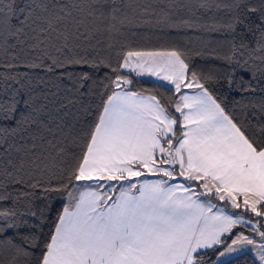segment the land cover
Instances as JSON below:
<instances>
[{
    "label": "snow or ice",
    "instance_id": "obj_1",
    "mask_svg": "<svg viewBox=\"0 0 264 264\" xmlns=\"http://www.w3.org/2000/svg\"><path fill=\"white\" fill-rule=\"evenodd\" d=\"M127 28L232 38L223 53L208 41L121 45L115 64L87 55ZM197 56L232 71L206 72ZM101 68L99 80L85 70ZM235 69L264 75V0H0V81L20 86L0 100L12 122L0 127V264H204L209 250L217 264L245 250L264 264V101L240 119L213 90H251ZM32 73L77 92L92 81V119L54 129L25 92ZM133 75L172 95L134 90Z\"/></svg>",
    "mask_w": 264,
    "mask_h": 264
},
{
    "label": "trees",
    "instance_id": "obj_2",
    "mask_svg": "<svg viewBox=\"0 0 264 264\" xmlns=\"http://www.w3.org/2000/svg\"><path fill=\"white\" fill-rule=\"evenodd\" d=\"M253 3L256 0H252ZM211 15V14H209ZM218 17L223 16V13H218ZM243 31V29H241ZM231 35L226 33H213L206 31H197L195 29H156V28H127L123 30V35H117L111 41L105 38L101 39V43L94 48L88 50L87 55L89 57H95L97 59H109L113 64L118 60L117 51L121 48V45H128L133 48L154 49L159 48L162 45H167L170 42H175L183 48H188L193 51L201 50L204 43L211 41L212 46L216 47L221 53L227 51V43L231 39ZM240 37L237 36V40ZM246 40H251V35L244 37ZM95 43V42H94ZM111 43L112 47H109ZM193 64L204 71H214L221 75L232 71V67L225 64L218 59H203L200 57L193 58ZM90 72L97 80L103 77L108 69L101 68L85 69ZM124 71V70H123ZM256 73L255 79L251 78L249 72H243L240 69H235L236 75L244 77L245 84L251 85V90L240 92L235 89H229L221 82L218 85L213 86L215 94L223 101L228 110L232 111L238 118L243 119L245 112H251V104H259L264 101V75L260 73L258 69H253ZM124 74L127 72L124 71ZM41 76L47 77L45 73H39ZM51 82L48 84L39 83L37 81V73H32L31 83H25V92H32L38 97L36 103L38 106H46V112L44 119L53 126L57 123H75L78 120L82 121L86 119H92V115H85L83 109L89 104L93 105L92 112H95V104L98 103V97L89 94L88 85L92 84V81L86 82V86L76 91L75 87L68 80H57L55 77H51ZM133 89L144 90L146 95L155 94L167 100L172 95L170 87L164 84L148 80L141 79L136 76H132ZM19 85L8 82L0 81V100H7L13 95L15 89L19 88ZM71 89V91H69ZM23 98V97H21ZM72 98L76 103L68 105L67 107H61V105L67 104V99ZM239 102V103H237ZM245 105H249L245 108ZM22 108V105H21ZM251 119V117H249ZM11 121L0 120V127L10 126ZM9 143L18 142V137H9ZM40 202L36 201L38 205ZM239 211V210H235ZM244 230V229H237ZM216 253L209 250L204 257V264H216ZM229 264H256L254 258L248 254H240L234 258L228 260Z\"/></svg>",
    "mask_w": 264,
    "mask_h": 264
},
{
    "label": "crops",
    "instance_id": "obj_3",
    "mask_svg": "<svg viewBox=\"0 0 264 264\" xmlns=\"http://www.w3.org/2000/svg\"><path fill=\"white\" fill-rule=\"evenodd\" d=\"M125 72H127V71H125ZM138 78L152 80V81H155V82H158V83L164 84V85H166V86H169L166 82L161 81V80H158V79H156L155 77H149V76L145 75V76L138 77ZM169 87H170V86H169ZM189 91H191V90H189ZM242 254H244V253H242ZM250 255H251V254H250ZM251 256H252V255H251ZM252 257H253V256H252Z\"/></svg>",
    "mask_w": 264,
    "mask_h": 264
},
{
    "label": "rangeland",
    "instance_id": "obj_4",
    "mask_svg": "<svg viewBox=\"0 0 264 264\" xmlns=\"http://www.w3.org/2000/svg\"><path fill=\"white\" fill-rule=\"evenodd\" d=\"M124 71H127V70H124ZM244 253H248V254H251V255L253 256V254L250 253V252H248L247 250H245ZM240 254H242V253L233 254L232 256H230V257H226V258H224V259H225L226 261H228V260H230V259H232V258H234L235 256H238V255H240ZM253 258H254V256H253ZM216 264H217V262H216Z\"/></svg>",
    "mask_w": 264,
    "mask_h": 264
}]
</instances>
